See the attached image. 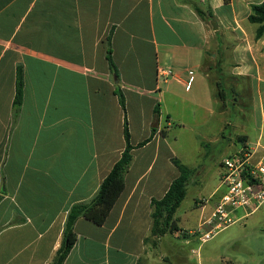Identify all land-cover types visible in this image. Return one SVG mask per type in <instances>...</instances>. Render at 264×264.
Instances as JSON below:
<instances>
[{
    "label": "crops",
    "instance_id": "crops-1",
    "mask_svg": "<svg viewBox=\"0 0 264 264\" xmlns=\"http://www.w3.org/2000/svg\"><path fill=\"white\" fill-rule=\"evenodd\" d=\"M262 2L0 0V264L52 263L69 209L93 198L124 149L117 89L134 147L124 189L102 225L76 220L63 264H172L162 242L189 244L192 232L147 240L151 200L178 177L172 159L183 164L170 135L191 124L205 132L216 116L228 126L225 92L234 90L253 107L256 139L237 135L264 151V32L256 38L248 21ZM159 68L174 75L164 81ZM196 138L204 147L206 135ZM219 196L194 201L200 225Z\"/></svg>",
    "mask_w": 264,
    "mask_h": 264
},
{
    "label": "rangeland",
    "instance_id": "rangeland-1",
    "mask_svg": "<svg viewBox=\"0 0 264 264\" xmlns=\"http://www.w3.org/2000/svg\"><path fill=\"white\" fill-rule=\"evenodd\" d=\"M209 61L211 62L210 58ZM225 93L226 113L222 118L228 126L224 128V124L216 116L205 132L191 124L179 131L175 139L171 135L169 138L183 165L192 170L187 182L186 196L175 214L184 229L178 235L182 238V234L189 231L193 233L189 235L190 243L180 244L178 241L173 246L168 242L171 238L168 236L159 250L160 253L168 254L172 264H264V202L244 219L237 220L244 213L238 210L235 222L221 230H213L207 238L205 234L209 229L201 226L206 219H202L200 225V211L194 208V201L197 204L206 202L212 206L213 201L218 198L222 190L219 179L221 161L245 145L237 134L244 132L254 141L256 139L252 105L246 107L248 101L240 99L234 90ZM200 135H206L207 140H203L206 143L204 147L199 145V138H196ZM254 141L250 147L254 148V152H251L253 159L257 161L264 151L260 146L255 147ZM149 239L153 242L152 238ZM140 264L145 262L141 261ZM146 264L165 263L153 259L152 256Z\"/></svg>",
    "mask_w": 264,
    "mask_h": 264
},
{
    "label": "trees",
    "instance_id": "trees-1",
    "mask_svg": "<svg viewBox=\"0 0 264 264\" xmlns=\"http://www.w3.org/2000/svg\"><path fill=\"white\" fill-rule=\"evenodd\" d=\"M196 12L202 19H206V14L196 9ZM209 15V13H208ZM248 21L252 24H256L257 29L255 37H260L264 32V2L259 5H253L250 8V14ZM107 61L113 74L117 77L116 67L111 59L110 51H107ZM221 92L217 93V96L221 98ZM118 98L119 105L123 111V139L124 149L117 160L112 166L108 175L101 182L96 194L87 202L74 204L68 211L62 234V242L59 249L56 252L55 258L51 264H63V261L67 257L69 251L75 243L76 236L73 230L74 224L77 219L84 218L95 225H102L118 197L124 189V175L127 172L132 155L131 151L134 148L129 142V130L125 113V101L124 97L119 89L115 91ZM22 101V79L20 70H17L16 89L14 96V106H20ZM157 112V108H155ZM150 139L138 144L137 147L145 145ZM172 163L177 168L179 175L175 178L168 187V190L164 196L160 199L151 200V232L150 238L153 239L155 245L157 240L163 235L178 234L182 230L178 227L176 219L174 217L177 208L184 200L187 192V182L190 179L192 170L181 164L178 160L172 159ZM147 240H150L147 238Z\"/></svg>",
    "mask_w": 264,
    "mask_h": 264
},
{
    "label": "built area",
    "instance_id": "built-area-1",
    "mask_svg": "<svg viewBox=\"0 0 264 264\" xmlns=\"http://www.w3.org/2000/svg\"><path fill=\"white\" fill-rule=\"evenodd\" d=\"M157 73L164 81L174 75L171 69L159 68ZM188 75L187 84L193 80V72ZM249 149L242 145L221 162L222 190L213 212L201 225L209 227L205 238L213 230H221L235 222L238 210L249 215L264 202V160H254Z\"/></svg>",
    "mask_w": 264,
    "mask_h": 264
},
{
    "label": "water",
    "instance_id": "water-1",
    "mask_svg": "<svg viewBox=\"0 0 264 264\" xmlns=\"http://www.w3.org/2000/svg\"><path fill=\"white\" fill-rule=\"evenodd\" d=\"M213 24V22H211Z\"/></svg>",
    "mask_w": 264,
    "mask_h": 264
}]
</instances>
